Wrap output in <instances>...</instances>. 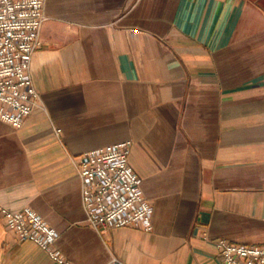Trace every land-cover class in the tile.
Wrapping results in <instances>:
<instances>
[{"label":"crops","instance_id":"crops-1","mask_svg":"<svg viewBox=\"0 0 264 264\" xmlns=\"http://www.w3.org/2000/svg\"><path fill=\"white\" fill-rule=\"evenodd\" d=\"M21 127L0 118V204L59 232L60 263L0 213V264H222L264 245V0H46ZM132 140L153 229L90 226L76 157Z\"/></svg>","mask_w":264,"mask_h":264},{"label":"built area","instance_id":"built-area-1","mask_svg":"<svg viewBox=\"0 0 264 264\" xmlns=\"http://www.w3.org/2000/svg\"><path fill=\"white\" fill-rule=\"evenodd\" d=\"M46 0H0V118L21 127L41 96L32 76V58L41 46L47 19ZM132 140L86 150L76 157L82 181V205L93 228L106 231L132 226L153 229V205L141 178L129 163ZM0 213L17 240H32L60 263L68 260L56 247L59 232L31 206ZM222 264H264V245L237 244L220 239ZM104 264H127L113 257Z\"/></svg>","mask_w":264,"mask_h":264}]
</instances>
